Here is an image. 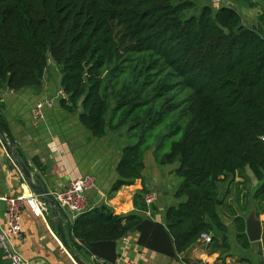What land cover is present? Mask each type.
<instances>
[{"label":"trees","instance_id":"trees-1","mask_svg":"<svg viewBox=\"0 0 264 264\" xmlns=\"http://www.w3.org/2000/svg\"><path fill=\"white\" fill-rule=\"evenodd\" d=\"M196 3L0 0V90L42 85L52 62L65 111L81 107L80 121L94 137L127 127L137 139L122 149L111 191L141 179L134 196L141 214H116L102 204L68 224L72 249L104 263L117 261V242L130 230L140 232L143 246L170 256L204 233L225 234L220 184L233 177L223 207L235 177L248 179V170L259 185L252 196L238 189L234 200L246 211L252 197L257 216L264 214V14L258 27L231 6L206 4L188 16ZM0 121L14 142L1 114ZM153 147L160 164L178 163L174 172L183 179L174 195L184 201L167 207L165 224L143 213L151 190L145 155ZM238 236L250 247L244 231Z\"/></svg>","mask_w":264,"mask_h":264},{"label":"crops","instance_id":"crops-1","mask_svg":"<svg viewBox=\"0 0 264 264\" xmlns=\"http://www.w3.org/2000/svg\"><path fill=\"white\" fill-rule=\"evenodd\" d=\"M241 1L243 0H232L229 6L237 9L236 6L243 3ZM214 5L216 8H213L214 10L223 6L221 4ZM257 5L261 7V10L256 16L247 12L244 14L240 12L244 23L250 27H258L261 15L264 14V2L257 3ZM262 26L264 27V25ZM53 67L60 75L61 80L58 68L50 62L42 85L18 91L8 88L0 90V97L3 98V101L0 102L3 105L0 114L10 128L20 158L32 171L34 178L40 176V181L45 184L49 192L61 191L73 179L91 174L98 181L96 180V187L87 193L89 209L106 204L116 214H141L134 205V196L143 187L141 179L136 180L131 185L123 186L118 191H111L113 184L118 179L117 165L125 146L122 143H112L108 138L109 132L114 131H109L104 137L95 138L80 121L81 107L75 113H69L62 108L60 100L64 95L61 93L63 91L61 85L57 89L56 86L52 87L48 81V76ZM45 100H48L49 104L44 106V117L35 120L34 113L37 104ZM148 152H153V150L150 149L146 152L145 163ZM0 159L5 161L0 172L1 194L14 197L39 195L29 186L22 171L17 168L7 153L2 152L1 148ZM145 170L143 173L145 180L151 189L155 190L151 186L153 179L151 180L146 176ZM246 175L248 179L240 175L235 177V182L239 185L236 183L233 185V190L227 198L226 204L223 207L220 206L219 212V205L223 201L228 184L233 177L220 184V186L225 185V189L223 194L220 190L218 213L227 227V232L223 234L218 230L213 231L211 233L214 238L213 242L207 243L200 239L188 251L170 256L143 246L139 242L140 232L130 230L124 236L126 240L121 238L117 242V252L119 254L122 252L125 258L138 264H263L261 262V257L264 260L263 239L260 244L253 243L247 233V222L252 214L251 210L256 212L255 206L251 208V204L254 202L249 199L248 210L243 211L240 207V200H234L238 195V189H241L242 196L248 191L249 182L252 183L254 190L259 185V181L250 170L247 171ZM160 176V173L157 174L158 178H161ZM163 188H165V196H168L167 188ZM38 198L46 203L48 210L44 209L43 215L37 216L30 206H26L22 217L23 237L17 242L18 250L32 261L31 264H77L58 235L52 206L45 197L38 196ZM182 201L184 200H178L176 203L175 200L158 201L157 209L153 211V218L165 224L167 207L178 205ZM231 204H233L232 208L230 207ZM5 207V203L1 202L0 215L3 218L6 216ZM232 210L236 211L237 216L242 217L240 222L234 220ZM61 213L62 215L63 213L66 214L73 222L70 213L63 210ZM257 218L262 223L264 233V214L260 217L257 216ZM68 224L66 223L67 231H69ZM243 231L250 242L248 248L245 247L247 239L244 238L242 244L238 236ZM70 244L73 248L72 242ZM83 253V258L89 264H110L104 263L90 253ZM0 264H9V259L1 246Z\"/></svg>","mask_w":264,"mask_h":264},{"label":"built area","instance_id":"built-area-1","mask_svg":"<svg viewBox=\"0 0 264 264\" xmlns=\"http://www.w3.org/2000/svg\"><path fill=\"white\" fill-rule=\"evenodd\" d=\"M232 0H211L213 4H221L223 6H229ZM62 95L65 93L62 91ZM3 98L0 97V102ZM49 104L48 100L39 102L37 104L34 118L38 120L44 117V106ZM264 139V136H263ZM96 187V178L91 174L73 179L70 184L61 191L49 192V195L53 197L58 203L59 209L64 212L70 213L73 217V221L80 214L89 210L88 204V191ZM38 196H8L0 193V203H5L6 216L3 218L0 215V246L9 259V264H31L32 261L29 258L23 256L17 247V242L23 237L22 229V217L23 211L26 206H30L35 215H43L44 209H47L46 203L40 201ZM146 203V210L144 214L153 218V206L158 203V194L156 192H149L144 197ZM48 210V209H47ZM73 223V222H71ZM126 240L125 237H122ZM205 242L210 243L212 241V235L210 233H204L201 237ZM111 264H138L137 262L125 258L122 252L117 261Z\"/></svg>","mask_w":264,"mask_h":264},{"label":"rangeland","instance_id":"rangeland-1","mask_svg":"<svg viewBox=\"0 0 264 264\" xmlns=\"http://www.w3.org/2000/svg\"><path fill=\"white\" fill-rule=\"evenodd\" d=\"M196 2H197L196 8L190 10L187 13L188 16L192 15V14H199L201 12V9L203 8V6L206 4L211 5L213 8L215 7V5L212 4L210 0H196ZM241 2H243V3L242 4L240 3L236 6L237 10L239 12H241L242 14L247 12V13H250L251 15L256 16L258 13H260V10H261L260 9L261 7L260 6L258 7L257 3H263L264 0H254V1L243 0ZM214 9H216V8H214ZM48 81H49L50 85H52V87L56 86L57 89L59 88V86H60V75L58 74V72H56L54 70V67L48 76ZM126 131H127V127L123 128L119 131H116V132L115 131L109 132L108 138L112 141V143H114V142L120 143V144L122 143L123 146H127L129 144L136 143L137 139L130 138ZM95 138H97V137H95ZM0 148H1L2 152L6 153L5 148L3 147L1 142H0ZM151 149L153 150V152H148L147 157H146V163H147V168L145 170L146 176L151 180L153 179V181H151V182H157L156 181V179L158 178L157 174H159V173L161 174V176H160L161 178H158V180L161 179L160 186L162 188L166 187L167 192H169V195L164 196L163 200H175V203L178 202V200H184V199H178L174 195L175 190L183 181V179L181 177L177 176L174 172V170L178 166V163L167 164V165L160 164L157 161L156 156L154 154L155 147H153ZM169 149H170V146L165 144L164 148H163V152H167V151H169ZM4 163H5V161L0 159V172H1V168L3 167ZM248 185H249V188H247V190L249 191L250 195L252 196V194L254 192V188L252 187V183L250 184V182H249ZM224 189H225V185H223V186L221 185L220 190L222 191V194L224 192ZM149 192H156V191L151 189L150 191H148V193ZM146 194H147V192H146ZM250 200H253V198L251 197ZM220 206L221 205H219V212H220ZM253 206H254V203L251 204V208H253ZM251 211H252L251 213H253V214L255 213L254 210H251ZM73 250L83 258L82 253H80L78 250H75V249H73Z\"/></svg>","mask_w":264,"mask_h":264},{"label":"water","instance_id":"water-1","mask_svg":"<svg viewBox=\"0 0 264 264\" xmlns=\"http://www.w3.org/2000/svg\"><path fill=\"white\" fill-rule=\"evenodd\" d=\"M0 142L2 143L6 153L13 161V163L17 166L18 169L22 171L24 175V179L28 182L29 186L33 190H35L39 195L45 197V199L48 200L49 204L52 206L53 215L56 218L58 235L62 243L64 244L65 248L67 249L68 253L70 254V256L77 264H89L79 254H77L71 247L70 242L74 241L73 232L72 229H69V231L66 230V226H67L66 223L67 224L70 223L71 220L68 218V216H66V214L63 213L62 215L58 203L53 197L49 195V190L45 186V184H43L40 181V176L34 178L32 171L29 169L26 163L20 158L18 151L16 150L15 143L7 137L2 127L1 121H0ZM160 184H161V179H159L157 182H152L151 186L156 190L158 194L159 202H163L165 196L164 193L165 188H162ZM247 233L251 242L258 244L261 243L263 239V226L261 221L257 218L256 212L254 214L252 213L248 219ZM261 262L264 264L263 257H261Z\"/></svg>","mask_w":264,"mask_h":264}]
</instances>
